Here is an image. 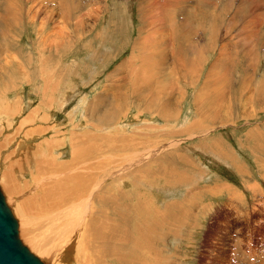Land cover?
<instances>
[{
  "label": "rangeland",
  "instance_id": "obj_1",
  "mask_svg": "<svg viewBox=\"0 0 264 264\" xmlns=\"http://www.w3.org/2000/svg\"><path fill=\"white\" fill-rule=\"evenodd\" d=\"M9 1L0 0V66L5 68L4 74L0 73V143L9 142L1 149V156L8 148L9 154L14 151L19 142L41 141L40 134L26 135L19 127L31 109L43 106L50 110L49 121L53 118L50 123L56 126L50 127L48 121L49 136L66 145L63 122L71 126L87 123L85 126L93 129L97 122L102 125L103 112L115 111L119 104L114 128L123 127L121 132L126 130L129 138L120 141L112 137L116 142L110 152L118 155V165L105 148L104 170L114 166L121 172L127 165L121 176H131L130 184L127 182L131 187H124V191L145 193L148 202L145 214L139 212L126 227L120 225L122 236L128 240L121 251L131 259L138 258L134 245L135 238H140L145 258L140 256L139 264H155L163 252L168 264L179 263L178 259L181 264H264V0H11L12 7L19 4L16 13L8 11ZM208 2L219 3L218 31L206 60L199 61V81L198 74L188 77L179 61L186 49L199 44L193 35L200 33L201 18L209 17L204 9ZM153 12L158 16L153 41L143 50L134 49V42L150 34L145 29L150 27L148 20ZM161 15L172 16V23L162 21ZM224 42L230 46L226 60L229 73L202 91V105L195 114V89L200 91ZM133 52L135 63L130 69L126 63ZM193 59L188 50L183 58L185 65L190 67L198 61ZM152 65L164 70L160 73L163 85L154 81L143 92L147 97L138 100L140 105L132 83L144 82ZM19 96L25 111L15 114L10 125L3 114L8 108L4 104ZM100 96L106 98L98 113L101 117L90 110L101 103ZM62 98L67 104L54 113L61 108ZM159 99L170 101L173 120L168 122L160 115L156 107ZM68 113L74 114L72 121ZM190 121L196 122L188 127ZM33 125L34 122L25 127ZM53 128L57 133L51 135ZM105 139L107 142L110 138ZM149 148L160 150L141 167L129 169L127 160ZM67 150L62 153L63 159L70 160ZM122 155H126V161ZM135 168L142 170L137 172ZM132 171L135 175H130ZM114 177L104 185L115 183ZM31 178L28 176L29 181ZM222 187L237 191L235 201L229 200ZM13 208L18 209V203ZM132 212L136 210L127 214L131 218ZM146 218L140 231L147 234H135L134 226ZM69 223L67 220L56 227L58 233L66 230ZM81 227L90 230L89 226ZM25 232L32 233L31 228L25 226ZM45 232L40 230L42 237L36 240L44 238ZM81 238L86 243L91 236L81 233ZM68 247H60L42 259L48 264H74L86 257L80 250Z\"/></svg>",
  "mask_w": 264,
  "mask_h": 264
},
{
  "label": "bare ground",
  "instance_id": "obj_2",
  "mask_svg": "<svg viewBox=\"0 0 264 264\" xmlns=\"http://www.w3.org/2000/svg\"><path fill=\"white\" fill-rule=\"evenodd\" d=\"M204 2L205 1H202V3ZM11 4L12 1L10 0L8 11L11 13H16V9L19 4H14V7H12ZM155 4H157V2ZM73 8L75 9L74 5H72V9ZM152 8L154 10L153 6ZM204 9L207 11L209 17H217L218 14L216 15V12H218V10L215 6L211 7V2L206 3L204 5ZM5 17L6 15L1 20H3ZM157 18L158 16L155 12H153L148 20V25H150V27L148 30L145 29V31H149L150 34L144 37V39L134 42V49L143 50L145 46H148L149 43L153 41ZM161 19L162 21H168L169 23H172L173 20L172 16L163 15H161ZM153 26L155 29H153ZM223 54L224 52L220 51L219 55ZM133 57L135 58L134 52L126 63L127 67L130 69L133 68L135 63V60L132 59ZM22 70L24 71V68H22ZM4 71L5 68L0 66V73H2V75L4 74ZM117 82H119V80ZM137 89H139V87H137ZM137 96L141 98V100H144V98L147 97L145 93L142 95L141 90L137 91ZM61 100L62 103L60 104L64 105L65 99L62 98ZM23 105L24 102L23 99H20V96L16 101H10L9 103L5 102L4 106L5 108H8L3 112V114L6 115L10 125L13 124L16 118L14 116L15 114L18 115L19 113L21 114L25 111V107ZM98 105H94L92 107V115H99L98 113L101 110V106L103 105H101L100 102ZM15 106L18 108L13 109ZM40 107L41 109L38 107L37 110L31 109L27 113V118L19 126L21 129L24 128L26 135L29 133H34V136L40 134V142L33 141L31 143V140H28L29 142L27 143L19 142L13 149L14 151L9 154L8 148L5 153H2V156L1 149L7 146L5 144H9V142L7 141L6 143H3L4 145L0 143V186L6 196L8 204L14 211V214L16 213L19 218V229L22 230L20 231V236L23 238L24 243L29 247H31L32 244V251L40 258H43L44 255H52L58 252L60 247L69 246L68 250H80V252L86 256L75 261L74 264H130L137 258L131 259L128 257V255H125L123 251H121L122 249L120 247H126L128 240L122 236L124 231L120 228V225L126 227L129 224V221L133 219L139 212L145 214L148 210V202L145 193L141 194L139 192L140 195H133V192L131 191H124V187H131L127 185L128 181L130 184L129 179L131 176H121V172H123V170L127 171V165H124V168L121 172H119L118 168L115 170L114 166H111L110 169L108 168L109 171L107 172L104 170V167H106V162L104 161L106 159L103 158V149L106 148L109 150L112 158H115L114 162H116L118 159V155L116 153L110 152L114 151L112 143L116 142L112 137L116 136V138L120 139V141L129 138V135L126 134V130L121 132L123 127H117L116 129L114 128L116 127V118L118 113L117 107V110L115 111L103 112L106 118L104 116L102 117L105 118L106 125L112 123L111 125L100 130L102 126H106L103 125L104 120L100 114V123H102V125H99V122L96 123L97 125L94 123L95 126L93 129L90 128L91 131H89L87 134H82L85 129L89 128V126H85V124L88 125L87 123H82L80 126H76V124L71 126L70 123L66 124L68 121L66 123L63 122L62 131L66 133L63 139L65 141L70 140L71 142V146L69 145L70 148L68 150V144L62 145L61 140L56 141L53 137L49 136L48 121L50 110H46L47 108H44L43 106ZM96 119L97 118L95 117L94 120ZM3 121L4 120L1 122ZM70 121L72 120L70 119ZM33 122V126H28V128L25 127L26 124ZM124 125H126L125 128H128V124ZM55 133H57V129L53 128L50 131V134L53 135ZM102 138L110 139L106 142L107 139L103 140ZM98 140L100 142L101 140L103 141L99 144ZM141 141L142 140H140V142ZM66 150L67 157L70 156V160L63 159L65 156L62 153ZM156 154H158V152ZM28 156H30V160H28ZM122 156L126 161V155ZM1 157L3 159H1ZM144 162L145 159L141 155L137 156L136 158L130 157L127 160L129 169L134 166L141 167ZM116 164L118 165L117 162ZM135 170L139 172L142 169L140 170L139 168H135ZM133 174L134 172L132 171L130 175ZM30 175L32 178L29 181L28 176ZM113 177L116 178L117 181L105 186L104 182L108 178L112 179ZM22 181H24L25 187L21 188ZM257 186L259 187L258 183ZM67 188H69L68 192H66ZM222 189H225L222 190V192H228L230 201H233L234 198H237V191H233L232 188L225 187H222ZM25 190L26 192H24ZM217 192H219V190H217ZM218 194H221V192ZM238 196H240V194H238ZM20 199L22 200L19 201ZM15 202L18 203V209L14 210L13 207ZM124 202L127 203L124 204ZM102 203H107L108 206L102 205ZM117 204L119 206H117ZM124 206L125 209L122 208ZM119 207L120 209L122 208L121 212L117 211ZM134 210H136V212H132V218L127 215L129 212ZM118 215L121 217L120 222L117 217ZM181 218H184V216H181ZM67 220L70 223L66 226V230H64L62 233H58L56 227L62 226L65 222H67ZM77 224L81 226H89L90 230L83 229ZM115 224L118 226H115ZM25 226L30 227L32 233H26ZM40 230L45 232V237L37 241L36 237H42V234H38ZM129 232L130 229L127 230V234ZM81 233H86L87 235H90L91 238H89L85 243L81 238ZM116 233L119 235V237H113ZM146 234L147 233L145 231H140V235L144 236ZM58 240H60L59 243L55 242ZM140 244H142V242H137L134 245V249L145 258V252ZM105 248H107L104 250L107 254H105L104 251H99ZM126 251L129 252L128 249ZM134 256H136V254H134ZM138 258L142 259L139 256ZM165 259V256H160L157 258V260L154 259L156 261L155 264H168V261L165 262ZM178 260L179 263H176L175 261L172 263L181 264V260ZM67 261V259L64 260L65 263Z\"/></svg>",
  "mask_w": 264,
  "mask_h": 264
},
{
  "label": "crops",
  "instance_id": "obj_3",
  "mask_svg": "<svg viewBox=\"0 0 264 264\" xmlns=\"http://www.w3.org/2000/svg\"><path fill=\"white\" fill-rule=\"evenodd\" d=\"M217 4H219V3H217ZM217 4H212L211 3V7L215 5V7L218 9V5ZM217 31H218L217 17H215V18L202 17L201 18V21H200V33H198L197 35H193V40L199 39V44H198L197 47L190 48V49H186L184 51V54H183V58H184V55L187 54L188 50L189 51L191 50V52L194 55L193 61H196V60H198V61L194 62L190 67H187L185 65V63L183 61V58H181L180 61H179L180 64H182L185 67V73L187 74L188 77L189 76H191V77L194 76L195 77L196 74H198L199 81H200V72H202V67H201L202 65L200 64L199 61H203L204 62V59L206 57V53H208V51L212 48V43L215 42V37H216L215 35H216ZM229 47L230 46L227 44V42H224V46L219 49V53H220V51H223L224 54L223 55H219V53H218L217 60L210 65L209 69L207 70L204 83H203L202 87L200 88V91L199 92H196L198 90V88H196L197 86L195 87L196 88L195 89L196 91H195L194 98H193V105H195L196 103L198 105L197 108H195V114H199V110L201 108L200 106L202 105V104L200 105V102L203 100V95H201L202 91L204 89H210V87L213 86L214 82L216 83L218 81H221L222 79H224L228 75L229 71H228V67H227L226 60L228 59V56H229V52L227 51V49ZM196 51H197V53H196ZM197 54L199 56H197ZM161 72L163 73L164 70L158 69L155 65H152L151 67H148V72L146 74V78H145V81L144 82L139 83L137 81H134V83H132V85H133L132 86L133 87V92H135V99H137V101L141 99V98H139L137 96V91L138 90H141V93H143L145 89H148L149 87H151L153 85L152 83L154 81L157 82L158 86L161 85V87H162L163 83L161 82L162 81V79H161L162 78L161 77L162 74H160ZM195 85H197V84H195ZM137 87H139V89H137ZM115 96L116 95L114 94L113 97H115ZM98 100H100L101 101V104L103 105L104 102L106 101V98H103L102 96H100L98 98ZM148 103L150 104V101H148ZM64 104H67L66 100L64 101ZM149 104L147 105V107L149 106ZM151 105H154L155 106V103H152ZM169 105H171L170 104V101L167 102V101H163V100H160V99L157 101V105H156V107L159 108L158 110L160 112V115L163 118H165L166 121H168V122L170 120H173L174 119V117L170 118L173 115L169 111L170 110ZM62 106L63 105L60 104V107L61 108L59 110H55L54 113L55 112L57 113V111L59 112L62 109ZM116 107H117L118 112H119L120 105L118 104ZM91 108L92 107H90V110H91ZM90 110H88V112ZM68 115H70V116H67L70 119H71V116L72 117L74 116L73 113H68ZM52 119L53 118H51L50 121H49V126L50 127L56 126L55 123L51 125ZM168 122H166V123H168ZM195 122L196 121H194V122H191L190 121L187 124L188 127L190 125H192V124H195ZM89 131H91V129H89V128L88 129H85L82 132V134H87ZM208 132L209 131L207 130L206 131V134ZM193 135H191V137ZM66 144H68V145L71 146L70 140L66 141ZM159 150H160L159 148L157 150L154 149V148H149L143 154H140V155L146 161L150 157H153L156 154V151H159ZM34 165H36V164H34ZM6 169H7V166H6ZM22 186H24V181H22L21 187ZM24 192H26V190ZM146 221H148L147 218L146 219H140V222H139L140 224L139 225H135L134 226L135 228H133L134 232L140 231L141 230V227L143 225H145ZM129 229H130V226H129ZM135 239H137V242H141V239L140 238H135ZM138 256L140 257L141 255L139 254ZM161 256H164V252H163V254ZM130 264H139L138 263V258L135 261L131 262Z\"/></svg>",
  "mask_w": 264,
  "mask_h": 264
},
{
  "label": "water",
  "instance_id": "obj_4",
  "mask_svg": "<svg viewBox=\"0 0 264 264\" xmlns=\"http://www.w3.org/2000/svg\"><path fill=\"white\" fill-rule=\"evenodd\" d=\"M0 264H48L20 236L19 220L0 186Z\"/></svg>",
  "mask_w": 264,
  "mask_h": 264
}]
</instances>
